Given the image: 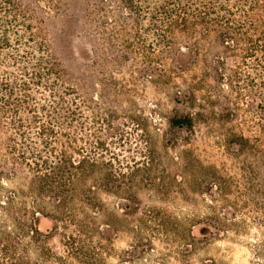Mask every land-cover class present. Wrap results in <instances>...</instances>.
<instances>
[{
    "label": "rangeland",
    "instance_id": "1",
    "mask_svg": "<svg viewBox=\"0 0 264 264\" xmlns=\"http://www.w3.org/2000/svg\"><path fill=\"white\" fill-rule=\"evenodd\" d=\"M137 1L33 0L30 23L75 111L55 133L68 148L56 150L76 165L86 157V169L58 189L35 186L22 151L45 149L27 114L15 122L12 103L0 115L2 234L42 264H264V62L220 38L228 19L258 23L241 7L264 2L205 0L209 12L193 11L205 20L183 25L159 19L154 0ZM15 30L9 46L0 41V93L30 68L32 45ZM34 90L35 111L56 103ZM175 116L192 117L193 129L172 127ZM34 214L51 235L38 247Z\"/></svg>",
    "mask_w": 264,
    "mask_h": 264
},
{
    "label": "trees",
    "instance_id": "2",
    "mask_svg": "<svg viewBox=\"0 0 264 264\" xmlns=\"http://www.w3.org/2000/svg\"><path fill=\"white\" fill-rule=\"evenodd\" d=\"M60 1L62 0H42L43 3L50 4ZM119 1L129 6L131 4L133 6L138 2L137 0ZM28 2V6H23L19 0H0V41L9 46V29L18 27L19 32L14 31L17 42L24 40L28 45H32L33 49V54L31 53L29 58L30 68L28 67L27 71H23V74L19 77H11L1 84L4 93H0L2 94L0 95V115H4L5 112L9 111L12 103H14L12 115L16 119L15 122L24 124L21 114L22 112L23 115L27 114L30 118V126L35 125L39 131L40 142L45 150L38 153L31 152L30 155L22 151L23 162L31 169L35 186L39 185L41 190L45 188L58 189L65 186L70 179L76 177L77 172L86 169L84 165L87 159L84 157L76 165L72 163V159L67 155L66 150H61L59 153L56 150L57 146L64 149L68 148V144L64 141H57L58 136L56 137L55 133L61 130L62 124L66 123L75 111H72V106L68 105L65 94H62L63 90L61 88H64L63 76L57 61L51 56L49 47L42 38V32L38 28L33 29L30 23L32 18L29 17V13L34 2L33 0H28ZM153 2L158 6V10L163 11L160 13L159 19H163L165 16L170 23L179 21L183 25H186L189 21L205 20L203 15H198L197 12L193 13V11H198L197 8H206L208 12L210 10L205 0H154ZM174 7L177 10H174ZM241 8L242 18H248L247 13L261 14L260 21L258 23L251 22L246 29L241 23L236 25L228 19L226 21L228 25H225L227 29L223 31L225 33H220V38L226 40V36H233L232 42L238 48L236 50L242 51L245 57L255 60L260 66V63L264 62V7H245L242 5ZM227 12L229 11L227 10ZM155 18L151 17V19ZM34 87L46 89L48 94L56 100V103H52L53 105L50 107L42 105L37 109L38 112L35 111L34 107L31 106L35 94ZM38 113L41 114L43 121H40V117L37 116ZM170 123L172 127L177 129L191 131L194 127V121L190 116H175L170 119ZM59 137H66V135L60 134ZM53 138L57 142L49 143V139L52 141ZM25 149L28 148L25 147ZM94 162L91 161V163ZM110 174L107 175V180ZM31 188L34 189V186ZM11 218L14 219L13 215H11ZM39 226L38 216L32 215L28 228L31 243L37 247L41 238H51V235L43 234ZM16 244L17 240L11 234L5 237L0 229V264H42L39 260L26 261L21 255H17L20 248ZM21 250L23 251V248Z\"/></svg>",
    "mask_w": 264,
    "mask_h": 264
}]
</instances>
